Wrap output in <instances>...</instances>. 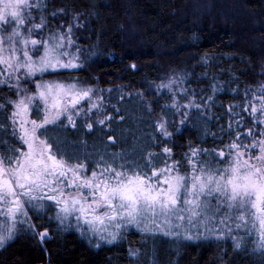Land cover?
Wrapping results in <instances>:
<instances>
[{
    "label": "snow or ice",
    "instance_id": "snow-or-ice-1",
    "mask_svg": "<svg viewBox=\"0 0 264 264\" xmlns=\"http://www.w3.org/2000/svg\"><path fill=\"white\" fill-rule=\"evenodd\" d=\"M66 16L63 8L49 11V0H0V93H6L0 95V248L21 231L50 238L46 230L36 232L32 218L52 213L59 228L75 229L97 248L135 228L176 241L231 239L234 252L251 246L264 258V80L216 116L209 112L222 85L211 84L206 98L192 91L190 99L188 89L177 90L184 78H170L157 85L171 101L161 115L145 121L154 110L141 101L136 132L122 128L116 135V116L129 118L123 95L105 103L103 90L78 79H46L72 76L87 58L75 35L81 15L71 24L52 23ZM177 113L181 125L200 126L201 144L211 135L222 146L189 143L180 159L168 146L149 150L171 142L170 127L181 131L171 119ZM225 118L211 132V120ZM144 123L151 132L139 127ZM105 127L106 138L89 143Z\"/></svg>",
    "mask_w": 264,
    "mask_h": 264
},
{
    "label": "trees",
    "instance_id": "trees-1",
    "mask_svg": "<svg viewBox=\"0 0 264 264\" xmlns=\"http://www.w3.org/2000/svg\"><path fill=\"white\" fill-rule=\"evenodd\" d=\"M61 8L67 16L52 23L71 24L74 15H81L83 26L75 35L87 58L72 76L46 79H78L82 86L103 90L105 103L110 97L114 104L123 95L121 106L128 109L124 114L129 118L120 122L116 116V135L122 128L136 132L138 121L133 117L139 114L141 101L154 110L151 117L143 115L145 121L154 122L161 115L160 108L171 101L168 90L158 91L157 85L170 78H184L177 90L188 89L190 99L192 91L197 98H206L211 84L222 85L217 106L209 112L216 116H223L229 104L242 103L244 90L264 80V0H49V11ZM171 119L181 131L170 127L171 142L149 150L159 152L168 146L180 159L189 143L208 149L222 146L211 135L201 144L205 138L192 120L181 125L178 113ZM226 123V118L219 124L212 119L208 127L215 133ZM139 127L152 131L147 123ZM107 132L105 127L87 139L91 143L97 135L106 138ZM127 139L131 143L132 137ZM52 215L32 218L36 232L46 230L50 238L41 241L31 231L19 232L0 248V264H151L154 254L157 264H264L251 246L247 252H234L231 239L176 241L135 228L124 232L118 243L97 248L75 229L59 228L49 219ZM130 249L139 255L130 256Z\"/></svg>",
    "mask_w": 264,
    "mask_h": 264
}]
</instances>
